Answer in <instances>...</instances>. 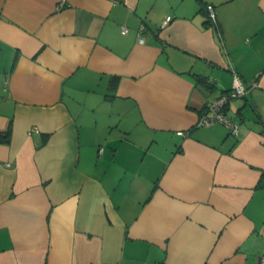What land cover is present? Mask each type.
I'll return each instance as SVG.
<instances>
[{
    "label": "crops",
    "instance_id": "crops-1",
    "mask_svg": "<svg viewBox=\"0 0 264 264\" xmlns=\"http://www.w3.org/2000/svg\"><path fill=\"white\" fill-rule=\"evenodd\" d=\"M61 2L0 0V264H258L264 0Z\"/></svg>",
    "mask_w": 264,
    "mask_h": 264
},
{
    "label": "built area",
    "instance_id": "built-area-1",
    "mask_svg": "<svg viewBox=\"0 0 264 264\" xmlns=\"http://www.w3.org/2000/svg\"><path fill=\"white\" fill-rule=\"evenodd\" d=\"M64 0H62L60 5H63ZM208 18L213 25V27L218 31V25L216 21V15L211 7L207 8ZM170 21V17H166L163 22V25L167 24ZM143 30V26H140L139 33ZM121 33H126V30L122 28ZM138 41L140 43L143 42L141 37H138ZM256 87L255 83L249 84L247 87L243 86L241 81L235 76L234 78V86L230 91L224 92L220 94L215 99L208 101L205 105L204 110L199 116V120L196 124L197 127H208L213 124H222L224 125L230 136L236 138L239 136L240 132V119L237 117L229 116L226 110L229 101L233 99H237L240 97H244L247 93ZM37 132V130H35ZM177 134L182 135V132H178ZM101 149L99 153H101ZM258 264H264V257H261L258 261Z\"/></svg>",
    "mask_w": 264,
    "mask_h": 264
},
{
    "label": "trees",
    "instance_id": "trees-1",
    "mask_svg": "<svg viewBox=\"0 0 264 264\" xmlns=\"http://www.w3.org/2000/svg\"><path fill=\"white\" fill-rule=\"evenodd\" d=\"M205 12H206V15H207V11H206V8H205ZM207 22L209 23L210 20L208 18ZM196 83L200 86H204L206 87L207 86V81L204 79V78H200V77H196ZM115 84H116V78H113L112 79V82H111V90L113 91L115 89ZM227 92V91H226ZM224 93V92H223ZM206 105V104H205ZM205 108V106H204ZM203 108V110H204ZM202 110V111H203ZM201 111V113H202ZM200 113V115H201ZM197 127V126H195ZM9 143V130H7L6 132L4 133H0V144H8ZM257 187H264V172H262L261 176H260V179H259V182H258V185Z\"/></svg>",
    "mask_w": 264,
    "mask_h": 264
},
{
    "label": "rangeland",
    "instance_id": "rangeland-1",
    "mask_svg": "<svg viewBox=\"0 0 264 264\" xmlns=\"http://www.w3.org/2000/svg\"><path fill=\"white\" fill-rule=\"evenodd\" d=\"M148 158H149L148 156L145 158V163L148 162Z\"/></svg>",
    "mask_w": 264,
    "mask_h": 264
}]
</instances>
